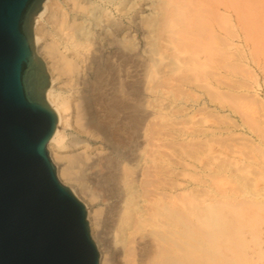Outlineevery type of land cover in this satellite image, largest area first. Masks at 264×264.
<instances>
[{
    "label": "bare ground",
    "instance_id": "1",
    "mask_svg": "<svg viewBox=\"0 0 264 264\" xmlns=\"http://www.w3.org/2000/svg\"><path fill=\"white\" fill-rule=\"evenodd\" d=\"M240 1H43L34 22L35 45L51 77L46 97L58 114L47 146L58 176L87 206L91 233L101 251L100 264H118L103 253L111 241L121 248L123 264H250L241 254L247 246L244 222L253 230L251 239L260 241L258 245L264 249L259 235L264 220V199L259 195L263 187L250 178V167L218 161L213 139L205 141L207 151L200 149L208 126L195 124L187 130L189 125L184 122L187 129L182 128L181 133L194 142L192 150L183 149L184 153L207 156L195 184L185 183L180 177L185 166L177 172L179 168L175 170L169 156L167 133L171 131L160 128L163 137L155 138V117L169 122L173 116L170 104L165 105L167 100L154 104L152 94L147 93L167 90L172 101L179 100L175 91L182 92L184 86L216 93L225 74H221L222 68L227 70L224 81L231 80L237 66L233 61V14L237 13L246 39L264 40V16L256 10L258 6ZM49 17L57 19V43L45 40L40 26ZM258 30L261 35L255 38ZM64 69L71 74L72 93L60 86ZM191 102L189 109L183 106L185 102L183 108L181 103L177 108L171 105L178 109L173 111L175 118L193 119L197 105V109L207 107V101L198 97ZM239 103L242 106L243 101ZM251 116L247 117L249 123L254 121ZM259 148L264 161V149ZM228 163L236 164L237 171L229 168V179L220 174ZM258 175L264 179V170ZM91 183L104 190L100 197L110 204L114 218L110 242L101 211L94 207L99 202L90 205L81 196L83 192L91 201L98 198V188L94 190Z\"/></svg>",
    "mask_w": 264,
    "mask_h": 264
},
{
    "label": "water",
    "instance_id": "2",
    "mask_svg": "<svg viewBox=\"0 0 264 264\" xmlns=\"http://www.w3.org/2000/svg\"><path fill=\"white\" fill-rule=\"evenodd\" d=\"M44 0H0V264H100L87 206L48 149L58 114L35 45Z\"/></svg>",
    "mask_w": 264,
    "mask_h": 264
},
{
    "label": "rangeland",
    "instance_id": "3",
    "mask_svg": "<svg viewBox=\"0 0 264 264\" xmlns=\"http://www.w3.org/2000/svg\"><path fill=\"white\" fill-rule=\"evenodd\" d=\"M238 1H240V0H238ZM243 1L244 0H241L240 2L243 3ZM249 1H252L251 4L257 5L258 8L255 7L256 10H259L260 14H262L264 16V0H249ZM233 16H234V26H235V31H236L235 36H234V39H235L234 40V46H235L234 47L235 48L234 54H235V56L233 58V61H234L235 66L236 65L237 66L234 68V70L231 73L232 78H231V80H229L231 82H229L228 80L224 81V79H225L224 76H225L227 70L225 71L224 70L225 68L221 69V74L222 73H225V74L224 75L222 74V76L220 75L221 76V78H220L221 81H219V88L220 89H218L220 92L218 91L216 93L210 94L207 91H206V93H205V91L201 92L199 89H194L191 86H184L185 89L182 90V92L181 91H175L176 92V94L174 93L175 97H177L179 99V100L176 99V101H175V99H173V101L171 100V98H173V97L170 96V94H169L170 91L168 92L167 90H165L166 93L163 92L164 90L160 91V92L154 90V91H156L154 93L152 92V90H147L148 92L147 91L146 92L148 93V95H150V93L152 94V95H150V97H152V100L155 101L154 104H158V103L160 104V103H163L164 101L166 103L168 101L165 105L170 104L168 106L170 107L169 110L172 111L173 116L178 111V109L175 110L174 108L175 107L177 108V106L180 103H181L180 105L182 106V104L185 102L183 104V106H185L186 108L189 109L191 103H193V102H191L192 98L198 97L199 99H204L205 101H207L206 102L207 107L202 108L203 110L201 108L197 109L198 105L195 104V105H197L196 108H194L195 109V112H194L195 115L193 114L194 115L193 119H192V117L188 118V120H190V121L187 120V116L177 117L178 119L175 118V116H174V118H175L174 119L172 116L171 118H168L169 122L167 120H166V122H164L161 120L160 117L159 118L155 117L156 118L155 121L157 122L155 124V129H156L155 130V138L157 140L158 139L160 140L161 137H163L162 133L164 131L160 130V128L164 129V130L167 128L168 129V130L166 129L167 132L171 131V132L167 133L169 135L168 136V142L170 141L169 142V148H168V150L170 151L169 156H170V159L172 158L171 161L174 165L175 170H177L176 169L177 167L179 168V170L177 172H179L180 169L182 170V167L185 166V168H186V170L184 171L185 174L180 175V177L183 178L185 183H187L188 185L195 184L196 176L199 175L198 173L201 171L204 163H206L204 160L207 159V156L202 157V154H199L198 156L192 157V156H189V155L184 153L183 149L192 150V148H193L192 143H194V142L191 141L192 142L191 143V142H188L187 140H185L184 135L182 134L183 133L182 128L184 130H186L188 128L187 130H189L190 128L192 129L193 128L192 126H195V124L199 127L202 125L201 126L202 128H205L206 126H208L209 128L207 127L208 131L206 133L208 135H205L206 139H204V137L202 140L198 139V138L195 139V141L197 143H200V140L202 141L201 142L202 146L200 145V149H202V150L207 149V144L205 143V141L208 140V138L213 139L212 149H214V152H215V150H217V152H215V153H217V155H218V161H222L225 159H226V161L230 160L234 163L237 161L239 163V165H241V166L250 167V172H251L250 178L252 180H254L256 178V181H255L256 184L260 187H263V190L260 188V190H262V191L259 195L264 199V179L258 175L259 171L264 170V161H263V158L259 155L260 154L259 150H258L259 147L256 148V150L254 149V146L257 147L258 145L259 146L261 145L260 147L264 149V142H263L264 141V135H263L264 134V40L262 39V37H260V38L257 37V34L261 35V32H259V30L254 32V34H253L255 38L257 37L256 40L246 39L244 37L245 33L241 30L240 22H239L240 20L238 19L237 13H236V16H235V13L233 14ZM40 26L44 32L45 40H47L49 42H56L57 43V41H55V40H58L57 32L60 30L58 28L57 19L55 17L54 18L49 17L48 19L44 20V22ZM255 43H257L258 45H256ZM64 70L62 71V72H64V74L61 73V75H60L61 76L60 78H62V79L59 78V80L61 81L60 86L62 89L66 90L67 93H72L73 89H71V86H72L71 74H69L70 72L68 73L67 70H65V71ZM139 79L142 81L140 83H143V76L141 74L139 75ZM221 82H222V84H221ZM223 84H225V85H223ZM228 85H229V87H228ZM223 87H225V88H223ZM75 93L76 92L74 91V96L76 97ZM206 94H208L207 97H206ZM177 95H179V96H177ZM196 95H198V96H196ZM217 95H218V97H217ZM219 95H220V97H219ZM187 96H189V98ZM234 96H235V98H237L239 96L242 99H240L238 97L237 98L238 100H236L234 98ZM154 97H155V99H154ZM71 99L74 101V98H71ZM183 99H184V101H183ZM216 99H218V100H216ZM230 99H232V100L230 101ZM234 99L236 100V103H235ZM174 101H175V103H174ZM239 101H243V104L245 106V110L242 109V107H244V106H243V104H242V106H240L241 102L239 103ZM207 103H209V104H207ZM233 103H235V107L232 106V105H234ZM186 104L189 107H187ZM211 104H212V106L209 107ZM171 105L175 106V107L173 108ZM183 106L181 108H183ZM251 106H254V108L253 107L251 108L253 110V113H252V110L248 111V109H250ZM212 107L214 108L215 111L213 110ZM233 107L236 109H232ZM237 107H239V108H237ZM201 110H202V112H201ZM173 111L174 112L176 111V112L173 113ZM245 111L249 112V114L247 115V112H245ZM216 112L217 113L219 112L220 116H218V114H216ZM244 112L248 118L252 115L251 118H253V120H254L253 122H255L254 118H256V122H255L256 124L255 125L252 121H251V123H249L250 120L246 117V115L244 116ZM215 115L218 117H216ZM205 116H208V117H205ZM183 117L185 119H182ZM247 120H249V121H247ZM183 123L186 126L187 125H189V126H187V128H186ZM192 123H194V125ZM197 123H199V124H197ZM257 124H258V126H257ZM260 124H262V125H260ZM158 125H161L162 127L161 126L159 127ZM163 126H165V127H163ZM168 126H169V128H168ZM203 126H205V127H203ZM212 126H213V128H212ZM157 132L161 134L160 137H159V134ZM212 132L214 134H212ZM260 132H263V133H260ZM170 133H172V135ZM186 143H187L188 147L186 146ZM204 144H206V145H204ZM189 146L191 148H189ZM239 148H240V150H238ZM261 148H259V149H261ZM181 149H182V152L184 154L181 152ZM253 150H254V152H253ZM205 151H207V150H205ZM236 151H239L240 153H237ZM244 151H246V152H244ZM185 155H187V156H185ZM253 155L256 156L255 157L256 159H254ZM201 157H202V160H200ZM184 161H185V165H184ZM186 161H188V164H186ZM175 163H177V164H175ZM234 163H230V164L228 163V167L225 170H221L222 172H220V174H222V176H224L226 178L228 177L227 179H229L230 174H231V173H229V168L233 169V170L236 169L234 167L236 164H234ZM235 172H237V171L235 170ZM240 183L242 184V182H240ZM92 184L94 185L93 186L94 190H96L98 188L96 190V192H98V195H99L98 198L91 201L88 198V196L83 192H81V196L84 199L88 200V202H91L90 205H92L93 203H96L97 201L99 202V204L95 205L94 207L96 208V206H97L101 211L102 220L104 222V231L106 232L105 235H106L107 239L109 240V241L107 240V242H110L111 232H112L113 223H114L113 214H112V212L111 213L109 212V208H108L110 206V204H109V201L107 204H106V202H103L101 197H100V196H102V194H104V190L101 187H99L97 184L91 183V185ZM207 203H209V202H207ZM260 229H261V232L259 233L260 240L262 242H264V220L260 223ZM242 230H243V234H244V241L246 242L247 246H246L245 253L241 252V254L247 258V260L250 262V264L251 263L255 264L257 261L259 263L261 262L262 264H264V256H262V255H264V249H263V247L261 248L258 245V243L260 241L257 243L254 238L251 239V234H253L252 228L249 225H246V223L244 222V224L242 225ZM91 232H92V230H91ZM258 232H259V229H258ZM108 248H109V250H106V251L104 250V252L103 251L102 252L104 254L107 253V255L110 257L109 260L115 261L118 264H121V263L123 264V262H122L123 256H122V252H120V251H122L121 248L117 244H114L112 241L110 243V246H108ZM260 249H262V251H259ZM102 250H103V246H102ZM105 264H109V262L105 263Z\"/></svg>",
    "mask_w": 264,
    "mask_h": 264
}]
</instances>
